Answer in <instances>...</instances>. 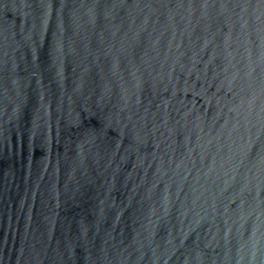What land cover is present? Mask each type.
<instances>
[{"label":"water","instance_id":"water-1","mask_svg":"<svg viewBox=\"0 0 264 264\" xmlns=\"http://www.w3.org/2000/svg\"><path fill=\"white\" fill-rule=\"evenodd\" d=\"M0 264H264V0H0Z\"/></svg>","mask_w":264,"mask_h":264}]
</instances>
